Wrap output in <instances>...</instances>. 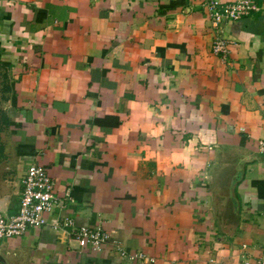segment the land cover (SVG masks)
Segmentation results:
<instances>
[{"label":"crops","instance_id":"crops-1","mask_svg":"<svg viewBox=\"0 0 264 264\" xmlns=\"http://www.w3.org/2000/svg\"><path fill=\"white\" fill-rule=\"evenodd\" d=\"M175 1L0 0V200L18 213L35 164L63 201L6 264L264 259V0L218 28L206 4L235 0ZM67 218L148 258L80 250Z\"/></svg>","mask_w":264,"mask_h":264},{"label":"built area","instance_id":"built-area-1","mask_svg":"<svg viewBox=\"0 0 264 264\" xmlns=\"http://www.w3.org/2000/svg\"><path fill=\"white\" fill-rule=\"evenodd\" d=\"M258 10L257 0H235L231 3L210 1L205 13L215 28L224 23L237 22L251 16ZM212 53L226 60L229 56V42L217 38L212 44ZM258 149L264 155V140L259 141ZM23 190L19 211L6 218L0 213V250L7 239L20 238L30 229H41L47 224L46 216L62 207L63 201L56 193V184L47 169L40 165H30L22 180ZM59 239L75 243L80 250L92 249L102 252L109 243L121 258L130 261L145 260L142 253H128L120 244L111 240V234L102 227H79L73 219H59L51 224ZM247 248V246H244ZM0 264H5L0 258ZM244 264H264V259L246 258Z\"/></svg>","mask_w":264,"mask_h":264},{"label":"water","instance_id":"water-1","mask_svg":"<svg viewBox=\"0 0 264 264\" xmlns=\"http://www.w3.org/2000/svg\"><path fill=\"white\" fill-rule=\"evenodd\" d=\"M3 200H4V199L0 200V213H1V212L4 213V216H5L6 218H9V216L4 212V211H5V205H4V201H3ZM0 258H1L2 262L5 263V261H4L3 257H2V255H1V250H0ZM5 264H6V263H5Z\"/></svg>","mask_w":264,"mask_h":264},{"label":"trees","instance_id":"trees-1","mask_svg":"<svg viewBox=\"0 0 264 264\" xmlns=\"http://www.w3.org/2000/svg\"><path fill=\"white\" fill-rule=\"evenodd\" d=\"M183 2L178 0V1H175L173 3L170 4L169 8H174V7H177L179 6L180 4H182Z\"/></svg>","mask_w":264,"mask_h":264}]
</instances>
